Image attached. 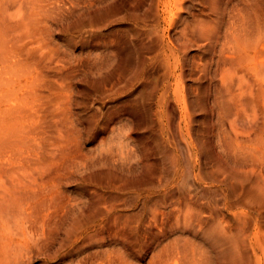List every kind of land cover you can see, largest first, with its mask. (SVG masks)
Wrapping results in <instances>:
<instances>
[{"label":"rangeland","instance_id":"374dc122","mask_svg":"<svg viewBox=\"0 0 264 264\" xmlns=\"http://www.w3.org/2000/svg\"><path fill=\"white\" fill-rule=\"evenodd\" d=\"M0 33V264H264V0H0Z\"/></svg>","mask_w":264,"mask_h":264},{"label":"bare ground","instance_id":"6f19581e","mask_svg":"<svg viewBox=\"0 0 264 264\" xmlns=\"http://www.w3.org/2000/svg\"><path fill=\"white\" fill-rule=\"evenodd\" d=\"M2 37L0 33V38ZM3 41V43H2ZM0 40V70L13 69L16 61H13V57L17 54H21L25 40L23 37H15L7 40ZM6 43V44H4ZM0 71V72H1Z\"/></svg>","mask_w":264,"mask_h":264}]
</instances>
